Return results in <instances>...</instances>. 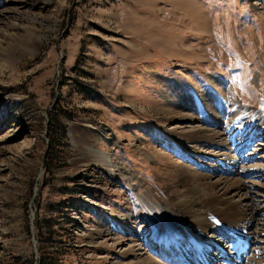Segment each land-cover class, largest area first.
I'll list each match as a JSON object with an SVG mask.
<instances>
[{"label":"rangeland","instance_id":"rangeland-1","mask_svg":"<svg viewBox=\"0 0 264 264\" xmlns=\"http://www.w3.org/2000/svg\"><path fill=\"white\" fill-rule=\"evenodd\" d=\"M262 118L264 0H0V264H175L157 241L205 228L178 206L183 168L264 200L260 162L219 163L255 129L263 151Z\"/></svg>","mask_w":264,"mask_h":264},{"label":"bare ground","instance_id":"bare-ground-1","mask_svg":"<svg viewBox=\"0 0 264 264\" xmlns=\"http://www.w3.org/2000/svg\"><path fill=\"white\" fill-rule=\"evenodd\" d=\"M263 120L264 119L262 118L261 124L259 125L260 128L262 127L261 130H263L264 127ZM257 130L259 129H255L253 132H256ZM197 131H200L203 134L202 137H204V133H207L206 135H208L211 130L201 131L200 129ZM253 132H249L247 139L244 141L242 140L243 142L241 140L234 142L232 153L235 157L232 154H229V149H227V147H223V149L226 150V153L223 155V159L219 160V163H221V171L234 175L237 173L240 174V169L244 167L246 168L250 162H260L264 167V148L263 151L252 148L254 142ZM219 133V129H215L210 135L215 137L216 135H219ZM216 144H218V142L211 145L212 148L215 149L217 147ZM197 152L200 151L197 150ZM98 157L100 163L108 167L110 173L115 174L116 171L112 168V157L102 154H99ZM229 159L231 160L230 163H228ZM239 164H241V166H239ZM183 169L184 172L188 171V175H184L185 179L183 180V184L187 187V196L179 197L177 199L178 206L181 208L180 210L185 211L184 214L186 217L189 216L193 221L194 219H196V221L199 219L200 221L197 222L204 225L205 228L203 232L200 231V233L196 235L197 238L192 240V242H195L193 245L189 241L180 247L181 239H185V235L180 230H174L167 235V237H161L157 242L160 244L162 253L167 255L168 258H173L175 264H217L221 263L220 261H222L223 264H243V254L248 250L249 246H255L256 249L260 251L261 256V253L264 251V200L258 201V206L254 207L252 199L245 194V191L248 188H246L245 183L232 184L230 187L222 188L221 194L207 196L205 189L198 187V184L196 185V180L194 176L190 175V170ZM261 188L264 189V187ZM262 192L264 193V191ZM189 194H191V196H189ZM243 199L246 203H242ZM208 204L214 209L213 211L220 216L219 220L214 223L216 224L215 227H212V224L208 222L207 216L205 215L207 207L203 206ZM258 215L263 216L261 223L259 222L260 218H257L259 217ZM209 230L213 231L214 234L216 233L215 235H217V239L219 240L217 241V244L208 236L207 232H209ZM258 245H261V247ZM135 257L138 260L136 264H138L140 259L137 258L138 256L136 255ZM144 261L143 264H158L154 263V261L149 258L144 259ZM249 264H264V256L257 258Z\"/></svg>","mask_w":264,"mask_h":264},{"label":"trees","instance_id":"trees-1","mask_svg":"<svg viewBox=\"0 0 264 264\" xmlns=\"http://www.w3.org/2000/svg\"><path fill=\"white\" fill-rule=\"evenodd\" d=\"M81 86H82V88H86V85H81ZM81 92L86 93V94H91V91H89L87 89H82ZM59 132L64 137L66 135V126L64 124H62L58 119H55L54 117L50 116L47 135L50 138L51 146H53V141L56 140V136ZM40 228H42V227H40ZM50 263L53 264L52 261ZM50 263H48V261L46 259V254H44L40 258L39 264H50Z\"/></svg>","mask_w":264,"mask_h":264}]
</instances>
